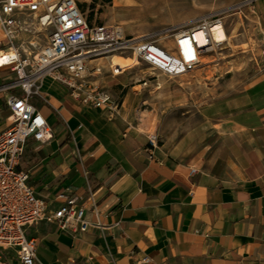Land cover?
Here are the masks:
<instances>
[{
  "label": "crops",
  "instance_id": "crops-1",
  "mask_svg": "<svg viewBox=\"0 0 264 264\" xmlns=\"http://www.w3.org/2000/svg\"><path fill=\"white\" fill-rule=\"evenodd\" d=\"M252 9L264 26V0ZM0 76L15 78L7 68ZM113 80L97 82L116 97L111 86L124 84ZM39 92L28 101L52 137L27 139L17 168L46 198L89 189L94 203H85L91 225L74 235L44 220L32 227L35 264H264V76L221 101L209 125L153 148L129 94L109 114L48 76ZM8 93L22 90L0 91V130ZM2 264H18L12 250Z\"/></svg>",
  "mask_w": 264,
  "mask_h": 264
},
{
  "label": "built area",
  "instance_id": "built-area-1",
  "mask_svg": "<svg viewBox=\"0 0 264 264\" xmlns=\"http://www.w3.org/2000/svg\"><path fill=\"white\" fill-rule=\"evenodd\" d=\"M244 1L252 6L254 0ZM196 27L170 29L167 48L146 34L127 35L118 26L88 22L76 0H0V68L15 75L0 84V91L22 90V95L8 93L4 98L8 114L0 130V264L8 249L18 264H35L37 237L32 227L39 221L55 223L73 235L91 225L84 211L86 202L93 207L92 191L81 195L65 189L46 198L31 186L28 172L17 168L27 139L43 143L52 137L45 117L28 101L40 95L42 78L64 85L78 103L114 114L119 102L96 80L99 60L130 54L166 76L180 75L194 67L204 49L197 42ZM33 32L37 34L32 38H23ZM38 33L44 36L43 43L38 42ZM204 38L211 42L209 33ZM118 69L110 60V74L122 72ZM146 139L153 148L159 136L153 130Z\"/></svg>",
  "mask_w": 264,
  "mask_h": 264
},
{
  "label": "rangeland",
  "instance_id": "rangeland-1",
  "mask_svg": "<svg viewBox=\"0 0 264 264\" xmlns=\"http://www.w3.org/2000/svg\"><path fill=\"white\" fill-rule=\"evenodd\" d=\"M76 1L88 22L118 26L127 35L146 34L167 48L170 29L194 28L221 20L227 39L208 43L204 47L207 50L199 54L202 61L177 76H166L130 54L116 53L99 60L101 72L96 80L111 75L110 60L120 68L122 72L118 69L120 73L112 75L113 81L124 84L111 86L116 88L115 99L121 101L129 94L130 105L139 110L148 131L158 134V142L175 140L187 130L209 125L216 120L221 101L242 93L264 76V26L244 0ZM36 37L43 43L41 33ZM8 80L0 76V84ZM11 91L16 93L18 88ZM55 124L51 123V127L55 128Z\"/></svg>",
  "mask_w": 264,
  "mask_h": 264
},
{
  "label": "bare ground",
  "instance_id": "bare-ground-1",
  "mask_svg": "<svg viewBox=\"0 0 264 264\" xmlns=\"http://www.w3.org/2000/svg\"><path fill=\"white\" fill-rule=\"evenodd\" d=\"M195 31L197 42L204 47L207 44L204 38L206 32L210 35L211 43H217L227 39V35L225 34L224 27L220 19H215L214 21L207 24L206 27H196ZM204 50H207V48ZM198 59L200 62L202 61V59Z\"/></svg>",
  "mask_w": 264,
  "mask_h": 264
}]
</instances>
